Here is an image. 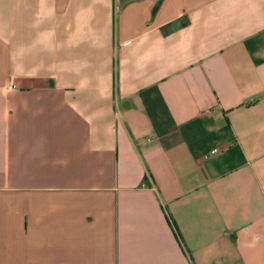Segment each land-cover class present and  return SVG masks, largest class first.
<instances>
[{"label":"crops","instance_id":"0c3cea01","mask_svg":"<svg viewBox=\"0 0 264 264\" xmlns=\"http://www.w3.org/2000/svg\"><path fill=\"white\" fill-rule=\"evenodd\" d=\"M0 264H264V0H0Z\"/></svg>","mask_w":264,"mask_h":264},{"label":"built area","instance_id":"2783aa9c","mask_svg":"<svg viewBox=\"0 0 264 264\" xmlns=\"http://www.w3.org/2000/svg\"><path fill=\"white\" fill-rule=\"evenodd\" d=\"M216 150H217V148H214V149H212L211 151L214 152V151H216Z\"/></svg>","mask_w":264,"mask_h":264}]
</instances>
